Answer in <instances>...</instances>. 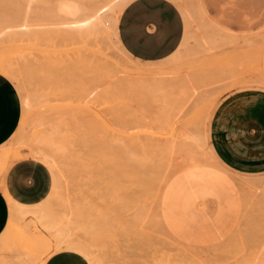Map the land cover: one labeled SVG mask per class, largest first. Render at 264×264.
Wrapping results in <instances>:
<instances>
[{
    "label": "rangeland",
    "instance_id": "obj_1",
    "mask_svg": "<svg viewBox=\"0 0 264 264\" xmlns=\"http://www.w3.org/2000/svg\"><path fill=\"white\" fill-rule=\"evenodd\" d=\"M55 1L0 0V73L14 83L22 102L20 123L1 157H29L49 168L58 179L55 195L68 197L67 207L73 203L65 210L72 225L67 227L74 229L70 238L90 244L91 255L100 261L96 264H264V201L251 193L259 190L251 180L264 181V176L243 180L241 185L253 189L241 191L238 209L219 164L207 167L196 157L198 163L180 159L185 167L177 156L162 161L149 151L140 157L143 167L131 160L147 144L177 136L183 128L208 131L221 97L238 89L229 86L232 77L250 78L264 66V0L221 2L227 7L247 4L252 11L235 14L256 26L233 33L235 45L154 63L164 67L172 85L180 80L184 87L170 95V108L193 99L179 120L169 123L171 129L155 122L163 98H151L142 86L127 83L121 71L153 64L119 57L104 32L88 36L74 31L69 37L45 14ZM215 10H208L210 17ZM203 25L204 32L210 31L209 23ZM145 117L150 119L144 122ZM194 167L199 172L192 173ZM28 221L33 224L30 218L16 220L19 228L0 238V264L20 258L31 262L54 251L56 240ZM24 224L33 235L23 231ZM223 235L227 238L219 244L200 247L180 239Z\"/></svg>",
    "mask_w": 264,
    "mask_h": 264
},
{
    "label": "crops",
    "instance_id": "obj_2",
    "mask_svg": "<svg viewBox=\"0 0 264 264\" xmlns=\"http://www.w3.org/2000/svg\"><path fill=\"white\" fill-rule=\"evenodd\" d=\"M204 1L205 4L200 0L202 8L207 18L214 22L207 36L220 42L214 43L211 49L197 47L198 50L213 53L225 46L230 47L236 43L233 33H246L256 28L249 24L245 16L235 15L237 11L252 12L247 4L227 7L221 3L225 0ZM181 4L186 5L184 0L129 1L121 10L116 25L118 41L124 51L141 62H158L170 58L188 39L186 32L196 33V24L188 23L191 25L188 26L186 23ZM214 8L215 14L210 17L208 10ZM193 33L188 34L190 38ZM192 42L189 39L188 43L193 45ZM229 86L238 89L225 93L213 112L212 106L209 130L206 129V144L215 161L225 168L222 175L225 188L238 202L236 208L241 209L239 185L244 179L264 176V66L250 78L232 77ZM21 116L20 95L14 83L0 73V235L10 217V204L4 191L17 203L39 207L46 202L51 191L52 175L45 164L29 157L9 156L5 161L1 157L4 150L10 147ZM72 205L59 206L58 209L62 208V212L71 209ZM191 208L197 216V205ZM226 238L227 235L180 237L182 241L199 247L219 244ZM43 264H89V261L74 249L60 248L52 252Z\"/></svg>",
    "mask_w": 264,
    "mask_h": 264
},
{
    "label": "bare ground",
    "instance_id": "obj_3",
    "mask_svg": "<svg viewBox=\"0 0 264 264\" xmlns=\"http://www.w3.org/2000/svg\"><path fill=\"white\" fill-rule=\"evenodd\" d=\"M129 1H131V0H102L101 2H97L96 4H92L91 2L89 3V0H56L52 5L48 6L47 9H45V11H46L45 14L48 15V16L46 15L48 18L51 17L50 19L53 22L59 24L62 27L61 28L62 31L65 34H67L69 37H70V35H72V33L74 31H77L80 33L84 32L85 35H88V36H89L90 31L91 32L96 31V33H99L97 31L104 32L103 34L106 33L108 43H111V45L116 49L119 57H121V56L122 57H125V56L131 57L121 47V45L118 41L117 27H116L117 22H118L117 21L118 16H119L121 10L124 8V6ZM181 1H183V0H181ZM194 1H196V0H194ZM179 5H180V2H179ZM29 7H27V8L29 9ZM180 8L184 14V19L187 21L186 23L187 24L189 23L192 25L196 24V27L194 28V29H196L195 30L196 33L194 34L193 32H189V33L186 32L188 39H185V41L180 46L178 51L170 57V58H172L173 61L177 60L179 58H184V57L192 58L194 54L196 56L195 50L197 49V47H200L199 49H201V47L202 48H205V47L206 48L207 47L212 48L213 47L212 45L214 43L217 44V42H220L218 40H214V38L212 39L209 36H207V32H205V34L202 32V31H205V29H206V27H205L206 24H205V26L203 25L204 22L209 23L211 26L214 25L213 24L214 22L212 23L207 18L206 14L202 8L200 0H197L196 4L194 2L193 5L181 4ZM198 15H201L202 18L201 17L198 18ZM189 24H188V26H191ZM192 33L194 35L190 38V36L188 34L192 35ZM211 34L212 33H210V35ZM222 34H220V35H222ZM90 35H91V33H90ZM223 37H224V35H223ZM218 38L220 39L221 36H218ZM189 39H191L193 41L192 42L193 45L188 43ZM186 40H188V41H186ZM224 40H226V39H224ZM223 42L225 44V41H223ZM231 44H233V43L231 42ZM189 45L192 47H190ZM221 47H223V46H221ZM197 51H201V50L197 49ZM75 59L78 60L79 56L77 55ZM134 60H136V59H134ZM136 61H138V60H136ZM138 62H141V61H138ZM158 62H160V61H158ZM141 63L153 64V65L146 66V67L142 66L141 68L137 67L136 69H129V70H126V69L124 70L121 68L122 69L121 71L125 73V75H124L125 81L127 83L142 86L151 98H160V97L163 98L162 102L163 101L165 102L164 103L165 105L163 107L164 109L162 110V112H160L159 117L155 118V122L160 121V122L165 123V125L169 124V123H172V124L175 123L177 120H179L180 115L183 114V110L185 111L184 108H186V105L191 104V103H189L190 101L193 100L191 98V96L196 97L197 93L192 92V93H195L196 95L190 94L189 98L192 99L190 101L188 98H186L188 100L185 99L183 101H177L178 99L175 98L177 103H175V105L170 108V106L172 105V102L170 103L171 105L169 104V102L171 100L170 95L174 94V92L177 89L181 90V88H184V87H182L180 80H177V81L174 80V83L176 81V84L172 85L171 82L173 80L170 82V79L165 78L164 67L154 66V63L156 64V62H141ZM86 65H87V63H86ZM187 84H189V83H187ZM193 88H195V86ZM188 96L189 95L186 94V97H188ZM213 105L214 104L212 102L208 103V107H207V111H206V118L207 119H208L210 110H211ZM148 119H150V118H147V117L143 118L144 122L147 121ZM149 121H148V123H149ZM151 123H152V121L149 124H151ZM172 124L171 125L169 124V127L172 126ZM201 127H203V126H201ZM170 129H171V127H170ZM21 142H19V143H21ZM144 147H143V149L140 150L139 154L133 153L134 157L131 160H133L135 165H138L137 167H140L143 165V163L140 162V159L143 156H145L146 152H148V151L150 152V154L155 153L159 159H161V160L164 159L165 161L167 158L172 159L174 156H177L179 158V160L185 159L187 161H188V158H190V161H191V158L194 160L196 157V158L201 159V161H203L204 163H206L207 165H205V166H207V167H208V165L210 167H212V165L218 164L215 161V159L213 158V156L211 155V153L207 147V144H206V127L203 128V130H194V129H190V128L186 127V128H183L177 136H174V134H172L168 137H165L164 140H161L158 143H155V144L153 143V144H150L149 146L147 144V147L146 146H144ZM145 157H147V156H145ZM2 159H3V161L6 160L3 157H2ZM143 161H145V159ZM155 161H158V160H156V158H155L154 162ZM194 161L196 162L197 160H194ZM180 163H181V160H180ZM185 163H187V162L185 161ZM197 163H198V161H197ZM181 164L185 165L183 163H181ZM191 164H194V163H191ZM166 165H168V164H166ZM196 165L197 164H194V166H196ZM185 167H187V166L185 165ZM190 167H192V166H190ZM192 170H194V169L192 168ZM204 170H205V168H204ZM190 171H191V168H190ZM196 171L199 172V167L197 170L195 168V171L194 172L192 171V173H195ZM204 173H202V174H204ZM206 173H207V171H206ZM197 175H195V178H197L196 177ZM199 177H200V175H199ZM190 178H194V177H191V175H190ZM57 180L55 178L53 179V177H52L50 194H48L49 196L47 195L48 198L45 197L46 202H44V204L41 207H39L37 205L27 206V205L17 203L6 191H4V193L8 199V202L10 204V217H9V220H8V223L5 227V229L3 230V232L0 235V238L6 237L8 234H10L12 232L13 228H15V227H16L15 229L19 228L18 225L14 226L16 220H18V219L23 220V218H27L28 216H30L28 218H30L32 220L35 227H37V228L40 227L41 229L46 231V233L48 235L52 236L56 240V242L54 244V251L58 250L60 248H62V249L63 248H66V249L70 248V250L74 249V250H76V252L78 251V253L80 252L82 255H84L87 258V261H89V264H96V261L97 262H100V261L93 258L94 253L91 255L90 250L92 249V247H89L90 244H88V247H87L86 242H85V244H86V246H85V244L78 242L79 239L76 238V240H77V242H76V240L72 241L73 238H70L72 236V234L74 233L73 232L74 229L70 227L72 225L66 221V219L69 220L68 217H70V215L67 216V213L63 210L61 212L62 208L60 210L58 209L59 206H67V204L69 203L68 197L61 196L58 193H57V195H55V193L57 192V189H58L57 188L58 187L57 182H56ZM251 181H254V182L256 181L255 184H257L259 190L255 191V190H252L253 188H251V187L239 185V186H241V191L246 189L247 191L251 192V190H252L251 193L256 194L257 196L256 195L255 196L259 197L258 199H260L261 201H264V181H257L254 179H252ZM254 194H252V195H254ZM54 207H56L58 210H55L56 208H54ZM29 222L30 221H28L27 223L29 225L33 226V224H31ZM67 224H70L69 228L67 227ZM30 227L31 226H27L24 224L23 225V231H25L27 234L33 235L34 233L32 232V229H31L32 227L31 228ZM68 229L70 232L72 230L73 233L72 232L69 233ZM39 233H40V231H39ZM70 234H71V236H70ZM37 236L40 237V239H42V237H44L43 239L46 240V237H45L46 235H44V234H38ZM31 237H33V236H31ZM48 242L50 243V241H48ZM48 242H47V244H48ZM44 244H45V242H44ZM40 248H42V247H40ZM46 249H49V248L47 247ZM91 252H93V251H91ZM48 256L49 255H46L44 258H40L41 256H39L40 259L39 260L37 259L38 261L36 259H32V261L35 260L36 263H34V262L31 263L32 261L28 262L26 258H25V261H22V259L20 257H16V258L17 259L20 258L19 260L22 261L21 264H43ZM94 257L96 258L97 255ZM19 260H17L18 263L16 260H15L16 263L15 262H12V263L19 264L20 263ZM9 262H11V261H9Z\"/></svg>",
    "mask_w": 264,
    "mask_h": 264
}]
</instances>
